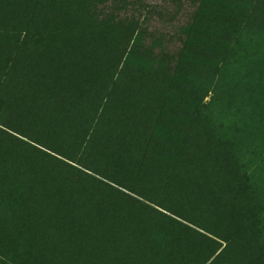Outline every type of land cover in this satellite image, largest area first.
<instances>
[{
	"label": "rangeland",
	"instance_id": "obj_1",
	"mask_svg": "<svg viewBox=\"0 0 264 264\" xmlns=\"http://www.w3.org/2000/svg\"><path fill=\"white\" fill-rule=\"evenodd\" d=\"M41 2L0 0V32L56 16L63 37L82 44L90 90L115 84V118L101 119L90 141L105 152L85 160L117 178L110 157L123 153L107 148H128L131 170L146 159L167 172L172 189H145V202L188 226L170 222L198 262L264 264V0H98V13ZM161 171L141 180L159 185ZM15 215L0 207V220Z\"/></svg>",
	"mask_w": 264,
	"mask_h": 264
},
{
	"label": "trees",
	"instance_id": "obj_2",
	"mask_svg": "<svg viewBox=\"0 0 264 264\" xmlns=\"http://www.w3.org/2000/svg\"><path fill=\"white\" fill-rule=\"evenodd\" d=\"M75 4L98 13V0H43L40 9ZM50 17L0 32V168L11 175L4 180L0 172V207L16 210L0 220L1 264H205L170 222L188 226L145 202V189H172L166 171L146 159L131 170L130 150L120 145L107 148L123 153L110 157L121 169L117 178L85 160L105 152L90 141L101 119L115 118L107 102L115 84L90 90V74L78 64L82 44L65 39ZM146 169L161 171L163 182L144 184Z\"/></svg>",
	"mask_w": 264,
	"mask_h": 264
}]
</instances>
